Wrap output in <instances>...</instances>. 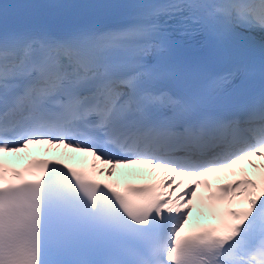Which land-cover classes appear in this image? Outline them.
<instances>
[{
	"label": "snow or ice",
	"instance_id": "obj_1",
	"mask_svg": "<svg viewBox=\"0 0 264 264\" xmlns=\"http://www.w3.org/2000/svg\"><path fill=\"white\" fill-rule=\"evenodd\" d=\"M19 7L129 11L53 31L10 21L0 3V264H264V38L258 93L253 65L205 74L221 46L264 34V0ZM201 35L215 44L195 54ZM32 145L85 153L93 174L62 159L5 162ZM134 165L162 171L123 187L95 178ZM226 171L207 196L216 223L187 230L197 189Z\"/></svg>",
	"mask_w": 264,
	"mask_h": 264
},
{
	"label": "bare ground",
	"instance_id": "obj_2",
	"mask_svg": "<svg viewBox=\"0 0 264 264\" xmlns=\"http://www.w3.org/2000/svg\"><path fill=\"white\" fill-rule=\"evenodd\" d=\"M106 18H108V22L105 26H110V25H115V24H118L117 22H114L112 19H114V16L112 13H108L106 16ZM115 20V19H114ZM264 36V34H263ZM32 146H35V145H32ZM40 148H44L45 146L44 145H38ZM30 147L29 146V149L23 151L24 153H27L30 151ZM49 149V148H48ZM60 150H64V151H67L68 153H71L69 150H66V149H63L62 147L59 148ZM58 149H55V148H51L50 150H48V153H52V152H57ZM15 154V153H14ZM72 154V157L74 159H77V160H82L84 159L85 161H88V162H91V157L88 156L87 154L85 153H71ZM17 156H19L20 154H16ZM119 169H123L124 170V175H129V176H135V177H142V176H150V177H153V178H158L159 176V173L161 172V170H147V169H144V170H140V169H143V166H140V165H134V166H131L130 168H127V169H124V168H118L116 170V173L114 175L113 178H109L107 177L106 175H99L101 177H106L107 179H118L120 181V179L123 177L121 176L122 174L119 173ZM228 174V173H227ZM227 174H220V179L221 180H224L226 178V175ZM185 184H187V182L185 181ZM183 187V186H182ZM197 212H192L191 216L195 215Z\"/></svg>",
	"mask_w": 264,
	"mask_h": 264
}]
</instances>
